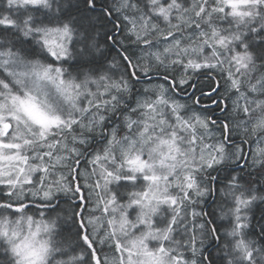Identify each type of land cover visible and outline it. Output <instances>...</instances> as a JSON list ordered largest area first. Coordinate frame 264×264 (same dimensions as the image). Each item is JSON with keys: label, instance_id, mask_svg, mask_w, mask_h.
I'll return each mask as SVG.
<instances>
[{"label": "snow or ice", "instance_id": "snow-or-ice-1", "mask_svg": "<svg viewBox=\"0 0 264 264\" xmlns=\"http://www.w3.org/2000/svg\"><path fill=\"white\" fill-rule=\"evenodd\" d=\"M0 248L264 264V0H0Z\"/></svg>", "mask_w": 264, "mask_h": 264}, {"label": "trees", "instance_id": "trees-1", "mask_svg": "<svg viewBox=\"0 0 264 264\" xmlns=\"http://www.w3.org/2000/svg\"><path fill=\"white\" fill-rule=\"evenodd\" d=\"M25 49L26 50H31V45L30 44H26L24 45ZM37 52H38V55L37 57H34V58H40V59H43L44 58V54L42 53H39V50L37 49ZM50 59V58H48ZM64 66L66 67V69H78L77 66L72 62H68L66 64H64ZM71 66V67H70ZM256 147V144H255V137H253V144H252V148L255 149ZM245 150L247 151L248 150V145H245ZM65 199L63 196H61L60 200L58 201H54L53 203L54 204H59L61 208H64V209H68L69 205L71 204V201H67V203H65ZM126 199V197H125ZM26 204L29 205V209H28V215H33L34 217H38L40 216V212L43 211L44 212V216H43V219H45L46 221L50 218L49 217V214L51 212L50 209H47V208H43V209H37L33 203H32V200L31 198H29V200L25 201ZM212 201L211 199L209 200V204H211ZM205 211H212V208H209V207H205ZM133 212V211H132ZM98 216H102L103 213L102 212H99L97 213ZM257 215H259V213H257ZM13 215H9L8 218L12 217ZM51 216L52 217H55V213H51ZM217 223H222V224H225L226 226V222L224 221H217ZM63 230V231H61ZM221 232H223V228L220 229ZM56 232H61L60 235H54V239L55 241H57L58 243H62L63 241H68V243H64L63 244V247L65 248V250L68 252V255H57L56 257V260H68L69 258V255L72 254L71 252V245L74 244L75 242V237H74V233H75V228L71 226V222L68 221V222H63L61 221L60 223H58V226L55 230ZM210 251L212 252V256L215 258L217 256H221L223 255L222 252H217L215 250V248L213 247L212 249H210ZM77 255L79 254V252L77 251L76 253ZM101 255V258H105L107 257L109 260H111L113 258V251L112 250H109L107 247H105L104 251L100 253ZM190 256V253L188 254ZM118 256V254H117ZM5 259V255H4V252H3V249L0 248V264H3V261Z\"/></svg>", "mask_w": 264, "mask_h": 264}, {"label": "rangeland", "instance_id": "rangeland-1", "mask_svg": "<svg viewBox=\"0 0 264 264\" xmlns=\"http://www.w3.org/2000/svg\"><path fill=\"white\" fill-rule=\"evenodd\" d=\"M188 3L190 4L191 3V0H188ZM50 58V57H49ZM51 59V58H50ZM71 63H72V61H70ZM65 67V66H64ZM66 68V67H65ZM79 69H71V71H73V72H75V71H78ZM55 216H56V213H55ZM135 217H136V213L133 211L132 212V215H131V218L132 219H135ZM17 218V216H12V217H10V218H8L10 221H14L15 219ZM35 219H37V220H39V219H41L42 217L41 216H39V218L38 217H34ZM12 225L11 224H9V227H11ZM22 227L24 228V230L26 231L27 230V226L26 225H22Z\"/></svg>", "mask_w": 264, "mask_h": 264}, {"label": "bare ground", "instance_id": "bare-ground-1", "mask_svg": "<svg viewBox=\"0 0 264 264\" xmlns=\"http://www.w3.org/2000/svg\"><path fill=\"white\" fill-rule=\"evenodd\" d=\"M131 211V210H130ZM18 215V214H17Z\"/></svg>", "mask_w": 264, "mask_h": 264}]
</instances>
